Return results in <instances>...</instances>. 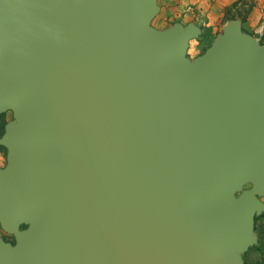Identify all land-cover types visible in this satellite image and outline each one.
<instances>
[{
    "label": "water",
    "instance_id": "obj_1",
    "mask_svg": "<svg viewBox=\"0 0 264 264\" xmlns=\"http://www.w3.org/2000/svg\"><path fill=\"white\" fill-rule=\"evenodd\" d=\"M158 0H0V264H247L264 213V42L153 26Z\"/></svg>",
    "mask_w": 264,
    "mask_h": 264
},
{
    "label": "rangeland",
    "instance_id": "obj_2",
    "mask_svg": "<svg viewBox=\"0 0 264 264\" xmlns=\"http://www.w3.org/2000/svg\"><path fill=\"white\" fill-rule=\"evenodd\" d=\"M158 3L161 11L153 26L165 29L177 22L184 25L194 22L201 27V36L190 43V58L203 54L231 19L242 20L244 31L264 42V0H158ZM2 115L6 122L13 119L11 112ZM6 155L7 150L1 149L0 167L6 165ZM256 231L259 243L244 255L247 264H264V213L256 218ZM0 236L14 243V237L1 227Z\"/></svg>",
    "mask_w": 264,
    "mask_h": 264
},
{
    "label": "trees",
    "instance_id": "obj_3",
    "mask_svg": "<svg viewBox=\"0 0 264 264\" xmlns=\"http://www.w3.org/2000/svg\"><path fill=\"white\" fill-rule=\"evenodd\" d=\"M233 20V19H231ZM8 122H6L5 118H4V115H0V137L3 135L4 131H5V125L7 124ZM1 149H4L6 151L5 148L3 147H0V150ZM7 241V240H6Z\"/></svg>",
    "mask_w": 264,
    "mask_h": 264
},
{
    "label": "flooded vegetation",
    "instance_id": "obj_4",
    "mask_svg": "<svg viewBox=\"0 0 264 264\" xmlns=\"http://www.w3.org/2000/svg\"><path fill=\"white\" fill-rule=\"evenodd\" d=\"M6 158H7V155H6Z\"/></svg>",
    "mask_w": 264,
    "mask_h": 264
}]
</instances>
